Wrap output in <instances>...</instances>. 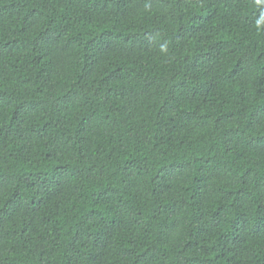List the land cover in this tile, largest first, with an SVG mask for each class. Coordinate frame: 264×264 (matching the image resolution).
<instances>
[{
    "label": "trees",
    "instance_id": "16d2710c",
    "mask_svg": "<svg viewBox=\"0 0 264 264\" xmlns=\"http://www.w3.org/2000/svg\"><path fill=\"white\" fill-rule=\"evenodd\" d=\"M0 264H264V2L0 0Z\"/></svg>",
    "mask_w": 264,
    "mask_h": 264
},
{
    "label": "clouds",
    "instance_id": "9594fccd",
    "mask_svg": "<svg viewBox=\"0 0 264 264\" xmlns=\"http://www.w3.org/2000/svg\"><path fill=\"white\" fill-rule=\"evenodd\" d=\"M256 2L261 3V2H264V0H256ZM257 23H259V21Z\"/></svg>",
    "mask_w": 264,
    "mask_h": 264
}]
</instances>
